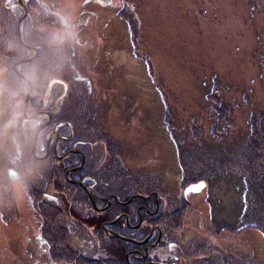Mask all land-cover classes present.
Listing matches in <instances>:
<instances>
[{
    "label": "rangeland",
    "instance_id": "obj_1",
    "mask_svg": "<svg viewBox=\"0 0 264 264\" xmlns=\"http://www.w3.org/2000/svg\"><path fill=\"white\" fill-rule=\"evenodd\" d=\"M7 1L12 12H0V264H129L127 239L109 236L102 224L120 211L99 212L119 189L112 183L118 178L127 184L123 201L135 189L155 190L157 203L149 205L152 215L142 211L143 225L158 226L165 236L172 229L165 243L178 264H202L195 260L200 255L218 264H264V233L241 222L253 199L251 223H264V194L258 195L264 188V0ZM11 64L14 70L20 64L23 76L34 70L33 87L39 77L44 87L54 77L83 85L81 96L66 102L60 87V105L49 110L67 111L76 124L64 130L76 132L67 135L77 137L69 140L72 147L95 157L106 143L120 149L124 138L130 148L125 169L94 172L100 185L86 194L66 183L65 172L51 169L55 157L46 160L39 145L29 154L14 113L24 115L28 123L21 126L30 133L49 118H32L42 105L25 114L17 84L8 97L2 85L17 80ZM200 133L201 144L215 142L210 156L187 143ZM196 175L210 180L193 183L205 182L199 190L188 184ZM81 201L92 207L88 215L74 210ZM130 211L135 214V207Z\"/></svg>",
    "mask_w": 264,
    "mask_h": 264
},
{
    "label": "flooded vegetation",
    "instance_id": "obj_2",
    "mask_svg": "<svg viewBox=\"0 0 264 264\" xmlns=\"http://www.w3.org/2000/svg\"><path fill=\"white\" fill-rule=\"evenodd\" d=\"M8 10L11 9L7 4L6 7ZM59 100L57 101V103ZM43 114H50L52 120V114L50 110H44ZM42 114V115H43ZM49 118V117H48ZM51 124V121L48 125ZM46 125V126H48ZM41 131V130H40ZM40 133V132H39ZM67 135L74 136L76 133L66 134L59 131H51L48 134H44L42 138L38 139L39 150L44 152V156L46 160L50 157V154L55 158L49 160L51 162V169L54 171H63L65 172L66 183L71 185H75L77 187H81L85 193L87 194L86 189H91L92 187H98L99 181L95 179L96 171H113L116 169H125V161L128 158L126 154V150H130L127 147L126 140L124 138H119V142L121 141L124 145V151L119 148H113L114 151H111L107 148V143L105 149L103 150L104 154L101 151H98L99 156L95 157L92 155L91 151H84L82 149L76 148H66L64 147V139ZM39 137V136H38ZM77 137H73L72 139H76ZM116 139L118 137H115ZM115 139V140H116ZM120 142V143H121ZM69 143L73 144V142L69 141ZM96 145H94L95 147ZM126 147V148H125ZM96 148V147H95ZM34 151V150H33ZM77 151H79L77 153ZM138 151V150H137ZM136 151V152H137ZM55 164V165H54ZM108 176L114 179V175L108 174ZM60 182V181H59ZM114 185H118L119 189L117 192L108 194L105 197L106 206L101 208L102 211L106 212L108 210H119L120 213L115 219H111L108 221H104L102 224H108V235L114 237L116 235L123 236L124 238H128L129 240H123L127 243L125 246V256L126 260L129 264H178L175 253L173 252V247L170 244L165 243V239L163 236V232L161 229L157 227H150L149 230L145 228V224L143 225V214L142 211L150 213L153 212L149 209V205L154 202L156 205V192L155 190H145L142 188L137 191L135 189L134 193L131 195L130 200L123 201L124 195L121 196V186H126L127 184L125 180L119 179L112 180ZM195 183V182H193ZM193 183H190L193 184ZM60 184V183H59ZM56 182L55 185H59ZM103 186V185H102ZM204 190V189H203ZM201 190V191H203ZM188 195L196 194V192L186 191ZM91 194V193H90ZM92 195V194H91ZM188 195H186L188 199ZM91 200V205L93 208L98 209L97 205L94 207L93 199L88 195ZM99 197V196H97ZM114 199L118 203L114 204L111 199ZM159 200V197H158ZM95 201V200H94ZM124 207V209H123ZM131 207H135V214L130 211ZM140 216L142 217V223H139ZM137 217V222H134ZM139 223V225H137ZM125 224V226H124ZM153 226V225H152ZM118 227L123 229L122 232L117 230ZM145 228V229H144ZM105 230V231H106ZM129 231V232H128ZM107 233V232H106ZM111 234H114L111 235ZM132 235V236H131ZM146 235V236H145ZM120 239L118 237H115ZM122 240V239H121ZM122 250H124L122 248Z\"/></svg>",
    "mask_w": 264,
    "mask_h": 264
},
{
    "label": "trees",
    "instance_id": "obj_3",
    "mask_svg": "<svg viewBox=\"0 0 264 264\" xmlns=\"http://www.w3.org/2000/svg\"><path fill=\"white\" fill-rule=\"evenodd\" d=\"M3 1L4 0H0V12L4 15V14H7L6 16H8V15H10V12H12V9H7L6 7H7V4H9V2L6 0L5 1V3H3ZM7 2V3H6ZM5 12V13H4ZM9 22H12L11 20L9 21ZM9 27H11V26H9ZM3 35H5V33L3 32V30L2 29H0V36H3ZM10 35H12V38H13V31L12 32H10ZM10 35H9V40H12L11 39V37H10ZM8 45V44H7ZM7 45H5V50L7 51L8 49H9V47H7ZM25 48V47H24ZM26 50H27V48H26ZM5 58V57H4ZM20 62V61H19ZM31 62H33V61H31ZM24 64H26V65H29L30 64V62L29 63H24ZM23 64H21V66H22ZM44 66V65H43ZM43 66H42V68H43ZM52 66V65H51ZM11 67H12V76H13V78L14 77H16V79L17 80H15V82H14V79H10L9 80V82L6 84V85H2V87L3 88H5L6 89V91H7V94H8V97L10 96L11 97V94H10V90L12 89V88H14V84H17L18 85V87L20 88V91H22L23 92V99H22V101H24L25 102V98L26 97H24V93H25V95L27 96L28 95V93H29V88H28V83L22 78V76L20 75V74H22V72H20L19 71V73L16 71V70H14V68H13V65L11 64ZM38 69V68H37ZM52 68H49L48 70H47V73L48 72H52V70H51ZM32 71V72H31ZM29 74H27L26 75V77L27 78H29L30 79V81H31V76H34L35 74H34V70H29V72H28ZM58 80H62V81H64L66 84H67V86H68V90H67V93H66V95L62 98V97H60V95H61V93H59V96H57V94L56 93H58L57 91H58V89L60 88V87H62L63 89H64V85H62L61 83H59L58 82ZM52 81H54V83H53V85H52V88H51V96H50V98H49V102H48V104H47V106L46 107H44V105H45V100H46V96H47V89H48V86H49V84L47 85V86H43V84H44V80H42L40 77H39V79L37 80V83L34 85V87H33V93H32V95H31V97H30V101H29V109H31V105H33V104H36V105H42V110H49V109H51L53 106H51V105H54V103L56 104V106H59L60 104H58L57 102H56V100H57V97H58V100L59 99H61L62 98V101L61 102H66V99L69 97V96H72L73 94H75V97L76 96H78V94L81 96V94H80V92H81V90H82V86L83 85H80V84H78V83H73L72 84V86H71V82H69V81H67V80H65V79H63L62 77H54V78H52L51 80H50V82H52ZM77 81V80H76ZM49 82V83H50ZM77 85H79V90H78V92H77ZM84 87V86H83ZM85 88V87H84ZM74 90H75V92H74ZM82 97H86V96H82ZM38 106V107H39ZM24 107V106H23ZM40 108V107H39ZM56 108V107H55ZM61 108L60 107H58L56 110H50V112H51V114H52V120H51V124L50 125H48V126H45V127H43V129H41V131H40V133H39V138H42L43 137V135L44 134H48L49 132H51V131H59V132H63V133H67V132H64V130L66 129V128H68L69 127V125L70 126H76V124L72 121V118L71 117H68L67 115H65L64 113L65 112H67V111H65V110H60ZM13 110H14V108H13ZM254 110V109H253ZM77 113H79V109H77ZM14 116L18 119V121L20 122V129L24 132V139H23V142H24V144L26 145V148H27V150H28V152H29V154H31V152H32V154H33V150H32V148H33V144H34V142H35V139H34V130L30 133V129H25V130H23V128H22V124H24L25 122L26 123H28L26 120V118L24 117V115L21 113V114H16V113H14ZM41 116H44V115H39L38 116V118L39 117H41ZM19 118H21V120L19 119ZM62 119V121L63 122H60L59 124H57L56 122H57V120L58 119ZM30 120H32V119H30ZM72 121V122H71ZM39 123V124H38ZM37 123V125L38 126H36L37 128L43 123V120L41 121V120H39V122ZM251 125V124H250ZM251 127H252V125H251ZM72 131H74V130H72ZM74 133H76V132H74ZM253 131L252 132H249V133H247V134H243V136L244 137H246L244 140H246V141H248L247 140V138H251V137H253ZM197 136H194V135H191L190 134V137H188L187 138V140L189 139V141H187V143H191V144H194V146H196V150H198V151H202L203 153H205V151H207V153H206V155H208V156H210V155H212L213 153H214V149H215V142L214 141H210V142H208V143H205V142H203L202 144L200 143V142H202V140L203 139H205L204 138V134L203 133H200V134H196ZM251 135V136H250ZM69 140H76V139H69V137H65V139H64V147H66V148H71L74 144H71V143H69ZM104 140H106V142L108 141V138L106 137V138H104ZM240 140H243V139H240ZM32 141H34V142H32ZM103 141V140H102ZM71 142V141H70ZM72 142H75V141H72ZM238 142H240V141H238ZM38 144V143H37ZM228 144H230V143H228ZM121 146V149L124 151L125 149H124V145L123 144H120ZM181 148V150H183L185 147L183 146V147H180ZM206 150H205V149ZM204 150V151H203ZM124 152H126L127 153V150L126 151H124ZM138 152V151H137ZM198 152H195V154H197ZM200 154V153H199ZM217 154H219V147H217V149H216V153H215V155H217ZM52 168V167H51ZM45 170V169H44ZM236 172H238V171H236ZM216 174H219V175H214V178H213V180H214V184L217 186V184H218V181H220L221 180V174L220 173H218V172H216ZM51 175H55V173L52 171V173H51ZM197 175H198V173H197ZM195 176L194 178L195 179H193V180H191L188 184H190V183H193V182H198V181H200V180H204L206 183L207 182H209L210 180H209V177H206L205 179H203L202 177H198V176ZM253 176H255V174L253 173L252 174V176L251 177H253ZM204 177V176H203ZM213 177V176H212ZM141 181L140 182H142L143 181V177H138ZM31 180H33V178H31L30 179V183H32V181ZM209 180V181H208ZM259 181L260 182H263L264 183V175H263V177L262 178H260L259 179ZM208 185L210 186V184L208 183ZM264 187V186H263ZM261 193L262 194H264V188H262V190H259L258 191V195L260 196V197H263V195H261ZM247 195H249V193L247 192ZM51 199H54L55 197L54 196H50V195H48ZM251 199H252V195L251 196H249ZM183 199L185 200V199H187V197H186V194H185V196L183 197ZM55 201V200H54ZM55 202H57V201H55ZM77 202H79V201H77ZM77 202H74V204H76V207H75V209L74 210H79L78 211V215H81L85 210L87 211V215H88V211H92V207H90L89 206V208H88V205H87V209H86V207L84 206V205H86L83 201H81V203H80V205H77ZM247 205H248V207H247V210H245V212H243V215H245V216H243V218L241 217V219H242V225L244 224V227H247V229H251V228H257L258 230H260L261 232H263L264 233V223H263V226L262 227H260V224L258 223V224H255V226H253V223H251L252 221H251V218H250V216H252L254 213H252L253 212V210H254V202H253V199L252 200H250V199H248V201H247V203H246ZM60 206V205H59ZM67 204H64V207L65 208H67ZM60 208H61V210H62V207L60 206ZM244 208H246V205H245V207ZM145 212V211H144ZM146 213V212H145ZM215 219V218H214ZM213 219V220H214ZM216 223H217V225H220L221 224V221L220 220H218L217 219V221H216ZM228 224H231V223H228ZM262 224V223H261ZM94 226H95V224H94ZM124 226H125V224H124ZM126 227V226H125ZM94 230H96V227H94ZM147 230H149V227H147ZM170 230H171V232L169 231V230H166V231H168L167 233V235L165 236V234L163 233V236H165L166 238L168 237V235L170 236L169 237V240H170V238L172 237V235H173V233H172V229L170 228ZM163 232V231H162ZM132 236V235H131ZM165 237H164V239H165ZM126 239H128V238H126ZM165 241H166V239H165ZM167 243H168V240H167ZM201 256V255H200ZM198 257V259L197 258H195V260L197 261V262H199V263H202V264H218V262L217 261H215L214 259H210V258H205V259H203V261H202V258L201 257ZM205 262V263H204Z\"/></svg>",
    "mask_w": 264,
    "mask_h": 264
},
{
    "label": "water",
    "instance_id": "obj_4",
    "mask_svg": "<svg viewBox=\"0 0 264 264\" xmlns=\"http://www.w3.org/2000/svg\"><path fill=\"white\" fill-rule=\"evenodd\" d=\"M21 38H22V35L19 34V39H21ZM21 41H22V40H21ZM23 45L26 46V47H29V48H30V46L27 45V44H25V43H24ZM31 59H32V58H31ZM31 59H30V60H31ZM26 61H29V59L26 60ZM26 61H21L20 64H22L23 62H26ZM20 64H15V65H14L15 70H16L18 73H19V71L16 69V65H20ZM19 74H20V73H19ZM20 75L22 76L23 79H26V81H27V83H28V86H29V93H28V95H27V97H26V100H25V114H26V113L28 112V110H29V100H30V97H31V95H32V93H33V86H32L31 81L28 80L26 76H23L22 74H20ZM60 82H62V81H60ZM52 85H53V82L50 83V85H49V87H48V89H47V96H46V100H45V105H44V107L47 106L48 101H49V98H50V96H51V88H52ZM64 86H65V91H64V94L62 95V97H64V96L66 95V91H67V87H68L66 84H65ZM43 113H44V110H41V111H39V112H36L34 115H32V118H34V117H36V116H39V115H42ZM48 117H49V120H48L46 123H44L42 126H40V127L35 131V134H34L35 142H34V144H33V150H34V151H35L36 146H37V141H38V136H39V132H40V130H41L43 127H45L46 125H48V124L50 123V121H51V115H50V114H48ZM204 185H205V182H204V181H201V182H199V183H197V184H195V185L192 184L191 188H192L193 190H199V189H201ZM93 205H94V207H96V203H93ZM127 240H129V239H127Z\"/></svg>",
    "mask_w": 264,
    "mask_h": 264
}]
</instances>
